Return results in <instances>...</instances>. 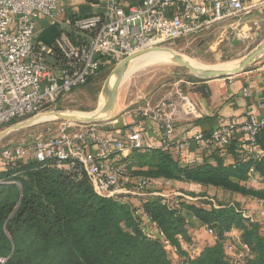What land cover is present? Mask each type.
<instances>
[{"label":"built area","instance_id":"2783aa9c","mask_svg":"<svg viewBox=\"0 0 264 264\" xmlns=\"http://www.w3.org/2000/svg\"><path fill=\"white\" fill-rule=\"evenodd\" d=\"M175 3L181 10L169 16L167 11ZM96 6L102 9L100 13L70 20L65 18L67 7L63 0H0V130L15 121L56 111L54 108L60 99L84 86L102 69L121 62L134 52L164 47L167 43L198 35L211 24L249 13L252 8H246L242 0H204L202 4L192 0H143L136 6L101 0ZM39 18L44 21L42 28H37ZM50 26L59 27L61 33L50 46L43 45L37 41V36ZM242 95L249 97L250 89H243ZM177 97L181 101L179 104L163 101L153 113V119L160 123L161 150L173 148L178 154L195 148L211 153L228 148L237 132L245 138L246 155L253 160L263 155L258 151L257 138L264 130V117L250 116L242 123L231 122L209 134L196 133L172 141L173 117L178 109L185 105L187 108L188 104L182 95ZM96 127L81 124L75 132L64 127L56 136L38 140L32 147L22 143L2 145L0 175L19 169L29 158L39 165L53 162L58 168H71L73 162L86 173L100 197H145L150 180L141 179L131 190H126L124 166L110 158L112 154L123 156L150 151L144 150L140 133L129 135L126 141L116 140L110 147L109 139ZM87 143L96 146L97 151H88ZM4 183L15 182L0 179V184ZM249 183L263 185L253 169L249 170ZM258 202L264 205V201ZM162 205L180 210L178 203L162 200ZM133 208L135 216L145 214L141 203ZM140 225L142 234L152 236L145 224ZM204 229L216 241L215 234L206 226ZM155 232L163 240L164 247H172L159 229ZM230 243L225 241L224 250L234 253L231 262L245 264L250 255L248 247L239 238L236 244L232 242L231 246ZM191 251L185 250L184 264L197 256Z\"/></svg>","mask_w":264,"mask_h":264},{"label":"trees","instance_id":"16d2710c","mask_svg":"<svg viewBox=\"0 0 264 264\" xmlns=\"http://www.w3.org/2000/svg\"><path fill=\"white\" fill-rule=\"evenodd\" d=\"M116 1L124 6L143 2ZM86 2V6L67 10L65 18L85 17L92 14L90 6L101 4V0ZM60 33L59 27H46L37 41L50 46ZM110 140L115 141L112 137ZM257 145L264 152V130ZM134 153L125 168L130 171L135 165L138 170L134 176L213 186L264 201V155L258 160L242 155L227 166L183 168L161 149ZM70 164L71 168L58 169L53 162L39 165L31 160L0 175V179L15 182L0 184V264H172L155 231L159 229L164 239L182 253L180 239L190 244L192 219L210 229L216 241L204 246L187 264H233L232 256L224 250L232 231L239 233L240 242L249 249L245 264H264V230L243 216L237 205H209V209L180 205V210H173L162 205L161 199H152L141 203L148 218L145 214L135 216L133 206L122 199L96 195L82 168ZM250 169L263 184L258 189L249 183ZM140 224H145L153 237L142 234Z\"/></svg>","mask_w":264,"mask_h":264},{"label":"crops","instance_id":"0c3cea01","mask_svg":"<svg viewBox=\"0 0 264 264\" xmlns=\"http://www.w3.org/2000/svg\"><path fill=\"white\" fill-rule=\"evenodd\" d=\"M192 1L196 4H202L204 0ZM242 1L246 8L252 7L249 13H243L234 19L230 18L222 22L213 23L198 35H193L194 40H200L202 43L205 42L210 49L216 48L221 42L229 41L230 36L233 35L239 36L243 41L246 40L248 45H252L255 41L258 42L257 38L261 39L258 45L262 43L264 41V0ZM180 10L181 6L175 3L169 7L167 14L169 16L176 15ZM262 34L263 36H261ZM161 87L162 90H160L161 95L158 102H146L141 106L133 107L131 103L126 104L123 102L122 104H117L115 101L113 111L111 112L114 117H112L108 130L103 132L104 136L109 140L112 137L115 141H126L129 135L138 132L140 133L144 150L161 149L160 123L153 119V113L158 104L163 101H176L179 104L181 101L178 100V95H183L188 104L187 108L185 105L183 109H178L173 117L174 136L172 141L196 133L209 134L214 129L228 123H242L250 116L264 117V54L249 65L244 72L234 77L209 81H194L189 78H180L172 85H168L167 89L163 85ZM246 88L251 91L249 97L242 95L243 89ZM155 92L141 93L140 97L152 100L151 98L154 97ZM189 105H191V108ZM112 146L113 144L110 143V147ZM86 149L91 152L97 151V147L89 143H87ZM163 151L169 153L179 166L183 168L200 165L217 166L218 164L227 166L234 164L236 160L243 157L242 155H246V144L244 136L236 132L228 148L215 150L211 153H205L195 148L178 154H176L173 148ZM258 151L261 152L262 150L259 149ZM139 153H143V151H139ZM262 153L264 155L263 151ZM134 155L135 153H125L123 156L112 154L110 158L112 161L117 162V164L121 163L126 166L131 163ZM137 170L135 165H132L130 170L132 174L126 170V190H131L138 180L142 179L140 176L133 175V172ZM156 183L160 184V186L167 184L173 188H181L183 191L195 192L196 194L204 191L207 192L206 195L208 196L211 195V192L216 196L224 194L232 199V202L227 203L228 206L237 205L246 217L256 221L264 229L263 204L257 200L242 197L237 193L228 192L213 186H201L194 183H183L165 179H151L146 188L145 197L135 198L130 195H123L122 200L132 206H135L136 203H145L152 200V196L161 195L152 192L148 193L149 188ZM260 187L261 185L253 186L255 189ZM161 196L163 197L164 195ZM209 205L207 204V206ZM219 206L221 204L213 205L215 208ZM197 225L199 226L198 222L192 219L191 227H196ZM199 227L205 231L203 227ZM188 230L189 235L194 231L190 227ZM239 236L237 231H233L227 235L226 242L236 244ZM180 244L182 253L177 252L174 247V249L169 247L175 253L178 260H181L182 257L184 259L187 256L185 250L189 249L187 244L181 239ZM204 246L199 245L197 247L198 251Z\"/></svg>","mask_w":264,"mask_h":264},{"label":"rangeland","instance_id":"374dc122","mask_svg":"<svg viewBox=\"0 0 264 264\" xmlns=\"http://www.w3.org/2000/svg\"><path fill=\"white\" fill-rule=\"evenodd\" d=\"M86 1L87 0H63L64 4L67 7V10H74L77 7L86 6ZM90 8L92 14L100 13L102 11V9L100 7H97L96 5H92L90 6ZM43 22L44 21L39 18L36 22L37 28H42ZM263 34L261 36H263ZM257 40L259 42V40L261 39L257 38ZM258 42L255 41L252 45H248L246 40L243 41L241 38H239V36L233 35L230 36L229 41L221 42L216 48L210 49L209 46L205 44V42L202 43L200 40H194V36L192 35L187 37L186 39L175 41L174 43H167L164 48L173 50L186 60L193 61L202 66L203 69H216L224 65L230 66L232 64H238V62L243 57H245L258 45ZM158 59L162 60H154L146 63L143 62L144 64L139 63L141 62V59L131 67L128 75L124 78L119 88L116 98L117 104H122L123 102L126 104L131 103L133 107H138L146 102H158L161 95L160 90H162L161 85H163V87L167 89L168 85H172L180 78H189L194 81L199 80L193 74L189 73L186 69L175 65L170 60L165 58ZM117 65L118 63L111 67L102 69L84 86L71 91L68 95L60 99L54 109L56 111L71 114H88L95 112L100 107L101 97L103 96L105 85L107 84L111 73L115 69H117ZM151 91H156L154 97L151 98L152 100L140 97L141 93H149ZM112 117L114 116L110 114L109 117L105 120L94 124L97 125L96 128L99 132H105L108 130L110 122L112 121ZM24 121H15L11 125L0 130V132L4 131L14 124ZM80 125L81 124L61 122L56 120L40 123L9 134L7 137L0 141V147L8 143H22L23 145L32 147L38 140L56 136V134L64 127L68 131L75 132L79 130ZM31 160L32 159L29 158L26 163ZM125 168L126 166H124V169ZM58 169H66V167H61ZM138 181H140V179ZM172 190L174 191V194ZM149 192L164 195L163 197L161 195H154L151 198L161 199L168 202L169 204L178 203L179 205H195L197 207H205L207 209H209V206H207V204H210L212 206L219 204L227 205V203L232 202V199L228 196H225L224 194H219L216 196L211 192V195L208 196L206 195L207 192L204 191L196 194L195 192L192 193L183 191L181 188H173L172 186L167 184H162L161 186L158 183L153 184L149 188L148 193ZM136 206H138V203H136L134 207ZM188 226H190V224ZM199 226L197 225L196 227H190L194 231L190 233V244L187 245L189 249L192 250L191 252L194 251L195 253L199 252L197 249L199 245L206 246L215 242L211 235H209L205 229V231L200 229ZM230 244L231 246L234 245L232 242ZM165 248L172 264H184L183 257L181 260H178L175 256V253L169 247ZM228 254L232 255L234 253Z\"/></svg>","mask_w":264,"mask_h":264},{"label":"water","instance_id":"95a60500","mask_svg":"<svg viewBox=\"0 0 264 264\" xmlns=\"http://www.w3.org/2000/svg\"><path fill=\"white\" fill-rule=\"evenodd\" d=\"M151 53H164L171 56L170 61L175 65L186 69L189 73L193 74L196 78L203 81H209L214 79L234 77L244 72L249 65H251L258 57L264 54V41L260 43L255 49L249 52L243 57L238 64L231 69H197L192 67L185 58L177 54L171 49L164 47H153L149 49L140 50L127 56L121 62L118 63L117 77L109 92L107 105L104 111L105 118H108L113 111L115 101L118 95L119 88L128 75L131 67L138 61H140L146 55ZM116 66V67H117ZM61 121L76 124L94 125L100 121L95 118H77L71 113H65L60 111H49L40 115L34 116L24 122L14 124L4 131L0 132V141L7 137L9 134L20 131L25 128L32 127L34 125L49 122V121Z\"/></svg>","mask_w":264,"mask_h":264},{"label":"bare ground","instance_id":"6f19581e","mask_svg":"<svg viewBox=\"0 0 264 264\" xmlns=\"http://www.w3.org/2000/svg\"><path fill=\"white\" fill-rule=\"evenodd\" d=\"M158 58H165V59L170 60L171 56L167 55V54H164V53H151V54L146 55L145 57H143L141 62H139V63L144 64L143 62L146 63V62H151V61H154V60H162V59H158ZM187 62L194 68H197V69L203 68L202 66L198 65L197 63H195L193 61H188L187 60ZM236 65L237 64H234V65L232 64L230 66L224 65V66H220V67H218L216 69H231V68H234ZM135 67H136V65H135ZM117 70H118V67H117V69H115L111 73V75L109 77V80H108L107 84L105 85V90L103 92V96L101 97L100 107L93 113L73 114V116H75L77 118H95V119H97L99 121H103V120L106 119L104 111H105V108H106V105H107L109 92H110V90H111V88H112V86H113V84H114V82L116 80V77H117Z\"/></svg>","mask_w":264,"mask_h":264}]
</instances>
